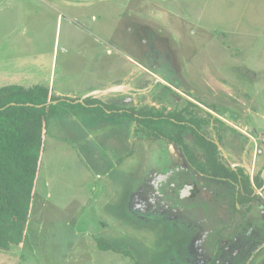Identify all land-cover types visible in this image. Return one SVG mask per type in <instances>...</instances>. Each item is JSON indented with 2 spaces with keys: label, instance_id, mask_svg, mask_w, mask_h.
Listing matches in <instances>:
<instances>
[{
  "label": "rangeland",
  "instance_id": "obj_1",
  "mask_svg": "<svg viewBox=\"0 0 264 264\" xmlns=\"http://www.w3.org/2000/svg\"><path fill=\"white\" fill-rule=\"evenodd\" d=\"M163 65L204 100L205 89L258 92L257 116L245 121L264 140V0H0V87L43 85L75 104L112 83L133 90ZM66 119L50 122L27 231L19 249L0 251V264H192L199 219L145 217L128 205L143 181L141 152L102 151L96 116L89 126ZM232 254L236 264L262 257Z\"/></svg>",
  "mask_w": 264,
  "mask_h": 264
},
{
  "label": "flooded vegetation",
  "instance_id": "obj_2",
  "mask_svg": "<svg viewBox=\"0 0 264 264\" xmlns=\"http://www.w3.org/2000/svg\"><path fill=\"white\" fill-rule=\"evenodd\" d=\"M145 28L149 29L147 35L160 32L159 28ZM161 39L170 41V36ZM163 67L158 75L145 70L141 86L127 93L121 90L109 103L98 105V109L109 107L113 114L128 120L130 143L127 148L120 142L114 145V155H142L139 178L143 181L131 196L130 209L145 217L163 212L199 219L201 232L192 264H236L229 257L232 253L241 260L260 254L264 264V248L255 246L253 237L264 229V140L245 121L248 114L257 116L258 92L205 89L204 96L212 94L213 99L204 100L184 81L181 85L169 80L172 72ZM149 80L152 83L147 85ZM121 157L117 164L123 162ZM260 189L261 194L253 196ZM245 191H251L249 203L241 202Z\"/></svg>",
  "mask_w": 264,
  "mask_h": 264
},
{
  "label": "trees",
  "instance_id": "obj_3",
  "mask_svg": "<svg viewBox=\"0 0 264 264\" xmlns=\"http://www.w3.org/2000/svg\"><path fill=\"white\" fill-rule=\"evenodd\" d=\"M86 105L62 100L43 85L0 87V251L19 249L27 231L50 122L69 112L84 114ZM240 198L251 202V191Z\"/></svg>",
  "mask_w": 264,
  "mask_h": 264
},
{
  "label": "crops",
  "instance_id": "obj_4",
  "mask_svg": "<svg viewBox=\"0 0 264 264\" xmlns=\"http://www.w3.org/2000/svg\"><path fill=\"white\" fill-rule=\"evenodd\" d=\"M125 79L126 78H124L123 80H125ZM115 85H117V84L116 83L110 84L108 86V88H106V90L111 89ZM121 90L124 93H127V91H125L124 89H121ZM104 93H105V91L93 93V94H97L96 96H102L99 98L98 97L95 98V100L97 101L96 105H94V103H91V100H86L89 97V95L87 96V98L86 97L83 98L82 99L83 103L85 102L87 104L86 105L87 109H86V112L84 114H79V116H84L85 122H86L87 118H90L92 116H96L98 118V120L94 121V124L96 123V125H97L96 127H98V133H99V136L97 135L98 139L96 140L95 145L102 147V151L109 153V151L111 150L112 153H114V145H116V144L118 145L120 143H123V145H126L125 148H127V145H129V143H130L129 135H128L129 134V126H128V120H126V118H123V119L119 118L118 115H115L112 113V110L109 107H108L109 110H104L106 112L102 111L100 114L98 112L99 109H97L96 111H93V112L89 111L91 109L93 110L94 108H97L99 103L100 104L104 103V101H101L103 98H109V96L117 94V93H115V94H112V95L110 94L109 96H107V95H103ZM59 97H60V95H59ZM66 97L63 96V98H66ZM87 101H90V102L88 103ZM75 104H76V102H75ZM125 114H127V113L125 112ZM66 117H67L66 120L69 122V124H73L76 127V124L78 122L77 121L78 116L74 115L72 112H69ZM87 123H90V122L85 123L87 126H89V124H87ZM189 223H191V222H189ZM234 232H235L234 234L237 233L236 231H234ZM255 233H256V231H253L252 236L255 235ZM253 237H254L255 242L260 240V235H258V236L255 235ZM262 247L264 248V243L262 245H260V248H262ZM262 260H263V256L261 257V259H259L258 264H261ZM223 264H231V263L224 262Z\"/></svg>",
  "mask_w": 264,
  "mask_h": 264
},
{
  "label": "water",
  "instance_id": "obj_5",
  "mask_svg": "<svg viewBox=\"0 0 264 264\" xmlns=\"http://www.w3.org/2000/svg\"><path fill=\"white\" fill-rule=\"evenodd\" d=\"M121 91V87H116V88H111L108 90H105V93L103 95H107V94H114V93H118ZM56 104V103H53ZM76 104H83V100L78 101ZM251 144V141L249 142V145ZM263 189L254 191L253 196H258V194H261Z\"/></svg>",
  "mask_w": 264,
  "mask_h": 264
},
{
  "label": "built area",
  "instance_id": "obj_6",
  "mask_svg": "<svg viewBox=\"0 0 264 264\" xmlns=\"http://www.w3.org/2000/svg\"><path fill=\"white\" fill-rule=\"evenodd\" d=\"M259 196H261V195H259Z\"/></svg>",
  "mask_w": 264,
  "mask_h": 264
}]
</instances>
